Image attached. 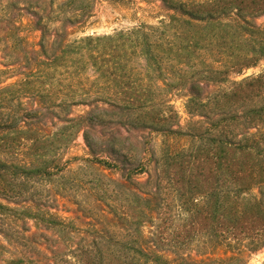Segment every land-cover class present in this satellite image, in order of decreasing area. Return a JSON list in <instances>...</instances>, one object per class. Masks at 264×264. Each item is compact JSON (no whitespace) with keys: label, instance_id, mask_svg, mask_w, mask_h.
Listing matches in <instances>:
<instances>
[{"label":"trees","instance_id":"obj_1","mask_svg":"<svg viewBox=\"0 0 264 264\" xmlns=\"http://www.w3.org/2000/svg\"><path fill=\"white\" fill-rule=\"evenodd\" d=\"M162 1L173 14L157 26L141 24L69 40L66 26L84 23L93 0H62L56 7L55 0H0L1 43L23 41L15 26L21 10L42 32L39 53L29 56L20 48L23 59L18 61L26 58L25 62L16 73L11 71L19 79L0 88V237L5 241L0 248L22 247L4 264H247L249 254L264 247V146L250 132H258L253 117H262L264 106L243 112L247 126L239 134L235 128L242 116L230 108L250 93L210 92L180 77L177 89L191 118L183 127L167 97L172 89L158 84L166 73L181 72L184 59L208 50L214 39L220 40L223 53L225 48L241 52L227 55L233 60L226 62L225 70L239 74L254 67L264 57V28L251 19L264 13V0ZM54 20L62 22L61 32L47 43L50 34L45 29ZM134 57L145 63L138 67L132 63ZM89 69L95 78L87 75ZM120 78L129 86L114 88L112 82L119 83ZM144 79L150 83L131 87ZM28 93L34 101L42 98L48 110L104 101L120 115L114 120L106 108L84 115L88 129L101 125L113 132L96 141L84 130L92 156L84 161L99 168V184H92L93 197L82 201L59 192L54 202L58 207L64 200L70 218L49 212V201L36 205L25 197L29 181H50L54 174L50 169L58 166L45 154L31 153V147L40 141L52 146L54 139L67 147L73 140H58V131L51 138H32L27 126L19 124L30 118V110L22 108L25 114L20 115L11 106H2ZM228 102L230 112L219 120L225 124L208 122L214 114L212 104L219 110L218 104ZM67 115L60 120L83 117ZM194 116L200 119L192 121ZM139 131L148 132L144 148L150 156L147 163L133 166L127 142ZM152 133L164 137L159 152ZM100 153L106 158L98 157ZM32 155L42 158L36 166L28 161ZM136 174L147 177L138 181L133 179ZM27 217L42 221L39 230L44 232L28 235L13 230L11 222ZM28 250L36 254L35 261L26 256Z\"/></svg>","mask_w":264,"mask_h":264},{"label":"rangeland","instance_id":"obj_2","mask_svg":"<svg viewBox=\"0 0 264 264\" xmlns=\"http://www.w3.org/2000/svg\"><path fill=\"white\" fill-rule=\"evenodd\" d=\"M61 1L62 0H55V7ZM20 6L23 7L24 4H20ZM170 14H173V11L167 10L162 0H93L91 10L84 20V23L74 26L68 24L66 30L70 33L68 36L69 40L90 34H114L117 31L129 30L141 24L157 26L160 24V21H167ZM251 20L256 26L264 28V13ZM61 25L62 22L59 20L47 23L45 32L47 35L50 34V36L45 39L47 43L52 42L55 34H60ZM15 26L19 27V36L23 41L10 40L8 44L0 42V88L19 79V76L13 74L16 73L15 69H19L18 67L24 64L26 59L24 58L23 63L18 61L23 59V53L20 48H25L27 52H29V56H35L41 49L42 32L34 26L32 17L25 10L19 12V17L15 22ZM258 38L259 37H257V39ZM220 45V40L214 39L212 44L208 47V50H203L190 59H184V63L180 65L181 72H178L180 74L182 73V75L172 71V73H166L167 75L164 76L165 81H158V84L165 87L166 90L169 88L172 89L167 97L170 103L175 107L180 118V124L183 127L187 125L191 118L185 109V98L180 95L177 89L179 87L177 81L180 77L186 79L190 85L204 88L210 92H229L235 90L241 93L239 95L246 93L251 94L247 99L243 101L240 100L234 105H232V102H228V105L218 104L219 110H215L212 104L210 111H214V114H210L211 120H208V122L212 121L222 126V124L225 123L219 120L223 117L222 114L230 112V109L237 111V114L242 116L243 112L248 108L264 106V57H262L254 67L245 69L238 74L230 70H225L224 65H226V62L233 60L232 57H228L227 55L234 56L241 52L236 49L225 48V53H223V49H221ZM3 56H8V58L5 59ZM11 58L17 60L12 61L10 60ZM118 60L123 62V58H119ZM132 63L140 67L141 64L145 63V60L134 57ZM11 71H14V73ZM59 74V71H57L56 79H60ZM87 75L90 78H95L96 73L89 69ZM123 80L124 78H120L117 79L119 83L112 82L113 87L121 89L124 88L123 86H129L128 80ZM148 83H150L149 79H144L143 81L136 80L131 83V87H140V85H147ZM152 83L154 84L157 82L153 81ZM183 84L184 83H181V85ZM58 98L59 102L60 96ZM115 99L118 100L117 97ZM47 105L48 104L40 97L34 101L31 94L28 93L24 94V96L22 95L21 98L13 99L12 105L4 103L2 106H11L12 110H15L17 113L19 112L18 114L20 115L25 114L22 108L30 110V118L22 120L19 124L22 127L25 125L27 126L30 131L28 134L32 138H51L53 133L58 131V140L61 141L66 138L73 139L67 144V147L60 145V143L56 142V139L53 140L52 146L49 145L50 142L45 144L40 141L31 147L29 150L31 153L45 154L44 158L55 160L58 166L50 169V172L54 173L50 179L49 177L46 178L50 181H40L39 178H36L35 180H37V182L35 183L34 180H31L27 184V191L24 193L25 197L32 201L31 203L40 205L43 202L49 201L52 203V208H49V212H56L63 218H70L72 212L64 209V207H68L69 205L63 206L64 200H60L57 207L54 202V199L60 198L59 192H63L62 194L64 196H68L72 200L82 201L92 198L93 196L90 194L89 188L92 184H99V181L96 180L97 175L100 174L98 171L99 168L92 163L84 161L86 158H92L83 139V132L88 129V126L85 125L88 117L84 115L92 111V109L101 108H106L109 115H111V118H114V120H117V117H120V115H117V110L104 101H98L91 105H74L71 108L56 107L53 108V110H48ZM231 105L232 107L230 108L229 106ZM227 106L228 109H225ZM94 111L95 113L93 116L97 114V110ZM51 112H55V115H51ZM67 113L68 118L83 117L78 118L74 122H64L60 120L65 117ZM253 118L254 122L258 123V132L255 129L250 130V132L256 133L254 141L258 142L259 146L262 147L264 146V115L262 117L254 116ZM199 119V116L192 117V121H197ZM246 126L247 121L242 116V118H238L237 120L235 131L240 134L245 130ZM260 130L263 135L260 134ZM88 131L92 139L99 141L112 137L113 128H105L101 125H97L94 129L90 128ZM121 134L125 136L126 132L122 130ZM147 134V131L135 132L136 137L127 142L128 150L126 152L132 156L130 159L133 161V166L137 165L138 162H148L150 155L144 148V137ZM151 137L153 138L152 144L154 148L159 152L163 147L164 137L157 133H152ZM7 140L9 141L10 138H7ZM98 157L106 158V154L100 153ZM41 160V156L36 157V155H32V157H28V161L30 164L32 163V166H36ZM60 170L62 172H60ZM146 177V174H136L133 176V179L142 181L146 179ZM92 194H96V192H92ZM43 224L42 221H36L29 217L11 222L13 230L25 232L28 235H32L36 232H44L39 230V227L43 226ZM33 239L37 240L36 238ZM0 243L5 244V241L1 237ZM22 244L25 243L22 242ZM43 248L44 247L41 249ZM21 250L22 247L19 246L17 251L20 252ZM17 251L13 248H0V264H4L5 260L12 258ZM28 255L32 261H35L37 258L32 250H28L26 256ZM247 264H264V247L257 252L249 254Z\"/></svg>","mask_w":264,"mask_h":264}]
</instances>
